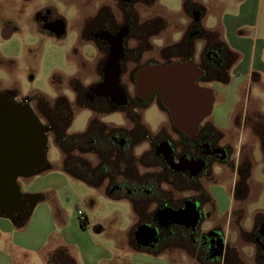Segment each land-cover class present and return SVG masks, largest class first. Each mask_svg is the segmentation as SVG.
<instances>
[{
  "label": "flooded vegetation",
  "instance_id": "af4514ba",
  "mask_svg": "<svg viewBox=\"0 0 264 264\" xmlns=\"http://www.w3.org/2000/svg\"><path fill=\"white\" fill-rule=\"evenodd\" d=\"M88 3L91 9L83 20L80 39L98 49L96 79L92 77L85 84L77 77L70 78L68 84L75 100L71 102L59 94L49 108L41 97L34 100L32 107V98L21 96L16 89H6L0 91V110L20 115L23 114L20 107L29 104L41 123L49 127L48 138L52 134L55 143L54 129L62 123L56 105L59 97L67 99L73 114L74 108L92 110L87 129L75 134L82 136L69 143L75 173L72 177L102 190L108 200L130 205L133 222L129 234L134 247L158 251L166 248L171 253L181 249L192 263L246 264L240 255L243 249L233 243L232 238L237 236L244 248L254 245L256 262L264 264V212L249 213L251 160L237 151L235 134L224 133L214 122L212 113L195 134L182 132L160 102L157 90L148 99L138 92L137 72L158 64L138 63L139 48L143 42L149 46L147 39L156 35H149L150 26L148 23L143 26L140 21L137 4L142 0H88ZM62 20V16L46 10L36 15L40 30L54 37L66 35ZM192 29V35L197 36L195 40L189 45H182V39L175 42L176 51L171 54L178 56L179 63L194 61L203 71L196 82L210 88L206 84L219 82L209 78L224 75L227 62L217 54L205 55L204 49L199 59L193 57L195 41L202 40L204 45L205 41L197 25ZM128 41L140 46L127 48ZM117 67L121 90L113 86L106 90V77L113 76ZM126 74L133 77V92L123 81ZM157 110L164 116L160 117L158 130L153 132L147 115ZM111 113H119L124 124L100 119ZM261 137L259 147L264 160V134ZM35 143L23 151L31 155L38 153ZM58 148L63 157V149ZM214 188L228 194L225 209L219 205ZM24 198L27 201L15 214L14 221L23 220L35 204L32 195ZM14 206L21 208L17 202ZM248 219H252L250 226L245 225Z\"/></svg>",
  "mask_w": 264,
  "mask_h": 264
},
{
  "label": "rangeland",
  "instance_id": "374dc122",
  "mask_svg": "<svg viewBox=\"0 0 264 264\" xmlns=\"http://www.w3.org/2000/svg\"><path fill=\"white\" fill-rule=\"evenodd\" d=\"M92 4L93 8H96L93 2ZM89 5L91 3H88V0H0V91L16 89L21 96L32 98V107L35 105L34 100L39 96L52 103L59 94H63L73 102L75 95L69 87V79L77 77L86 84L92 77L96 79L98 74L95 66L99 59L98 49L91 42L80 39L83 20L91 9ZM45 10L62 16L66 35L54 37L40 30L36 15ZM137 11L143 26L144 23L150 26L147 28L149 35L156 34L147 39L149 46L143 42L139 48L141 59L138 63L176 62L178 56L171 54L176 49L167 51L165 49L180 41L192 23L193 18L183 11V0L152 2L142 0L141 4H137ZM135 45L139 43L127 42V48L132 49ZM203 49V41L197 39L193 57L199 59ZM123 81L128 90L133 92V77L126 74ZM206 85L213 90L219 87L213 84ZM92 115L93 112L89 108H74L73 120L67 133L74 135L84 132ZM163 116L164 113L158 110L147 115L153 132L158 130ZM100 119L105 123L124 124L119 113L106 114ZM248 129L245 135L248 134ZM257 144L244 143V153L251 156L250 215L257 211L264 212V160L262 150ZM235 145L237 148L238 142ZM47 160L52 168L29 176L28 181L21 179V184L28 190L43 193L46 200L48 198L51 200L47 204L51 209L64 213L69 238L71 239L73 235L78 238V246L69 247L77 263L131 264L136 255L124 251L126 247L129 248V232L133 222L130 217V205L125 201L108 200L102 190L93 189L82 182L63 176L62 153L52 134L48 138ZM33 209L34 206L29 216ZM79 211L84 213V219L79 215ZM86 215L88 221L86 220L87 224L83 226L81 222L85 220ZM251 221L252 219L246 220L245 225L250 226ZM0 238V248H5L6 243L13 242L14 225L11 219L0 217ZM60 240V228H57V232L46 246L45 253H50ZM243 245L240 241L237 246L240 249ZM250 246L241 248L243 256H246L245 262L257 264ZM84 249L87 250L86 255ZM139 255V260L149 262L148 264H192L181 249H174V253Z\"/></svg>",
  "mask_w": 264,
  "mask_h": 264
},
{
  "label": "crops",
  "instance_id": "0c3cea01",
  "mask_svg": "<svg viewBox=\"0 0 264 264\" xmlns=\"http://www.w3.org/2000/svg\"><path fill=\"white\" fill-rule=\"evenodd\" d=\"M198 1L205 7L202 25L207 29L220 31L229 49L237 56L236 62L230 68L229 83L215 84L219 87L213 90L215 102L212 118L224 133L235 134L233 139L235 143L238 142L237 151L251 158L244 153V143L248 142L251 145L258 143L260 146L261 136L264 134V0ZM247 128L248 134L245 135ZM61 174L75 180L64 171H61ZM32 175L18 179L22 192L29 196L41 193L28 190L21 184V179L28 181ZM213 192L219 205L225 209L229 200L227 193L221 188H214ZM49 202L51 200L49 198L46 200V197L41 202H35L34 209L22 228H18L14 219H11L14 225V240L11 244L6 243L5 248H0V264H78L72 250L69 249L72 245L78 246V238L75 235L69 238L64 213L51 209L47 205ZM86 220L88 221L87 215L81 222L83 226L87 224ZM57 228H60L61 240L51 249L52 253H45L46 246L57 232ZM232 239L233 243L239 244V237L235 236ZM128 242L129 248L126 247L124 251L136 255L131 264L149 263L139 260V254L171 253L166 248L158 251L134 247L130 234ZM250 248L253 249L254 257L255 247ZM86 252L87 250L84 255ZM240 255L246 261V256Z\"/></svg>",
  "mask_w": 264,
  "mask_h": 264
},
{
  "label": "water",
  "instance_id": "95a60500",
  "mask_svg": "<svg viewBox=\"0 0 264 264\" xmlns=\"http://www.w3.org/2000/svg\"><path fill=\"white\" fill-rule=\"evenodd\" d=\"M202 72L194 61L158 63L139 70L135 81L138 92L146 99L157 90L175 125L193 135L212 113L215 102L213 90L196 82ZM106 83V90L112 86L121 90L118 67L113 76L106 77ZM20 108L23 111L20 115L0 110V216L10 219H14L27 201L18 179L41 172L48 164L49 127L41 123L29 104ZM33 142L39 152L34 155L24 152ZM15 202L21 208L16 209Z\"/></svg>",
  "mask_w": 264,
  "mask_h": 264
},
{
  "label": "trees",
  "instance_id": "16d2710c",
  "mask_svg": "<svg viewBox=\"0 0 264 264\" xmlns=\"http://www.w3.org/2000/svg\"><path fill=\"white\" fill-rule=\"evenodd\" d=\"M143 1L152 2L154 0H143ZM183 11L186 15L193 18L192 20H194V18H197V20L192 21L191 25L188 27L180 43H182V45L183 44L189 45V43L191 44L195 40L197 36L192 35L193 33L192 28L193 26L197 25L200 29V37L203 38L205 41V45H204L205 55L217 54V57H224L227 62V68H226L227 71H225L224 75L218 77H212L211 79L209 78V80L217 81L221 84H228L230 81V68L236 62L237 56L229 49V47L223 40L220 31L207 29L202 25L201 20L205 14V7L203 6V4H201L198 0H183ZM175 45L177 44L175 43L172 44L171 46H167L165 51L176 48L177 46ZM41 99L46 108L51 107V103L47 102L44 97H41ZM56 105L61 112L60 117L62 118V123L56 126L54 129L56 144L63 149V154H64L62 157L61 168L64 172L68 173L71 176H74L75 173L73 172V168L71 164V152L69 148V143L72 140L81 137L82 135L81 134L70 135L67 133V129L73 120V112L72 109L70 108L67 99L65 97H59ZM50 168H52V166L50 165V163H48L45 169L47 170ZM33 197L35 198V202H41L45 200L46 196L42 193H39L33 195ZM28 217H29V213L23 220L15 221L16 226L18 228L24 227Z\"/></svg>",
  "mask_w": 264,
  "mask_h": 264
},
{
  "label": "built area",
  "instance_id": "2783aa9c",
  "mask_svg": "<svg viewBox=\"0 0 264 264\" xmlns=\"http://www.w3.org/2000/svg\"><path fill=\"white\" fill-rule=\"evenodd\" d=\"M79 215H81L82 219H84V217H83L84 213L83 212L79 211Z\"/></svg>",
  "mask_w": 264,
  "mask_h": 264
}]
</instances>
